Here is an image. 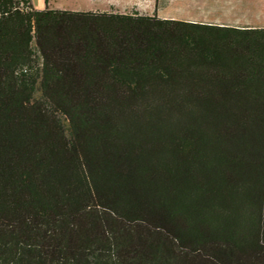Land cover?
Listing matches in <instances>:
<instances>
[{"label": "trees", "instance_id": "obj_1", "mask_svg": "<svg viewBox=\"0 0 264 264\" xmlns=\"http://www.w3.org/2000/svg\"><path fill=\"white\" fill-rule=\"evenodd\" d=\"M207 28L0 0V264H264V87L181 79Z\"/></svg>", "mask_w": 264, "mask_h": 264}, {"label": "crops", "instance_id": "obj_2", "mask_svg": "<svg viewBox=\"0 0 264 264\" xmlns=\"http://www.w3.org/2000/svg\"><path fill=\"white\" fill-rule=\"evenodd\" d=\"M184 1L186 0H183V2ZM174 2L175 1L173 0H145L142 1V3L140 1L139 6H133L131 9L137 11L139 14H141V11L143 9L144 11L149 12L145 15H155L160 19H170L176 20L178 22L209 26L210 28H207L205 29L206 31H204V33L208 34V51L210 52H206V54L208 58L213 60V65H196L189 68L183 67L180 69L184 74V77L181 79L187 82L189 81L190 86L197 85L199 87H207L208 89H213L216 91L228 90L230 93L227 97L220 96L222 94L217 91L216 94L219 95L220 93V95L214 96L212 97V99L218 102L222 101L221 99H226V101H228V105H244L246 103L250 105V102H247V98H239L240 96L237 95L234 91H248L252 89L260 90L262 87H264V84L260 83L261 81L259 80L258 76L254 74V71L252 72V64L251 62H249V59L252 57V54L256 50V47L253 45V43L256 41L262 42V40L259 39L260 37H257L256 35L245 34L242 33V31L249 29H263L264 15H257L258 18L253 23L225 22L219 20H211L204 17L193 18L188 15L180 16L178 18L176 17V14L174 12L167 11V8L174 5ZM147 6L149 7L146 8ZM113 9L118 13H124L125 11V9L124 11L115 8ZM90 11L95 10L93 9ZM101 11L105 10H100L98 12ZM95 12H97V10ZM187 72H193L195 73V76L186 77ZM247 104L244 105V107H246ZM232 113H237L238 117H243V115L236 112V110H234ZM245 115L246 119L243 120L249 119L248 114L246 113ZM224 149V152L226 153V159L229 158L227 157V154L232 155V153H234L235 157H237V161L241 162L240 164H243L244 161H253V163L257 164L263 160L261 159L259 161L255 158V155L259 153H254V151L249 152L247 151V149L233 150L231 147H225ZM210 157L214 158V160L216 158L214 155ZM226 161L228 162V160ZM245 170L242 168L241 173L249 174L247 172L248 167L247 171Z\"/></svg>", "mask_w": 264, "mask_h": 264}, {"label": "rangeland", "instance_id": "obj_3", "mask_svg": "<svg viewBox=\"0 0 264 264\" xmlns=\"http://www.w3.org/2000/svg\"><path fill=\"white\" fill-rule=\"evenodd\" d=\"M145 0H30L34 10L45 7L52 10L90 11L108 10L109 6L132 13L133 6H139ZM167 11L174 12L176 17L191 16L193 18H209L225 22H250L257 20V15H264L263 0H173ZM178 5V6H177ZM147 6L146 8H148ZM149 13L142 9L141 14Z\"/></svg>", "mask_w": 264, "mask_h": 264}]
</instances>
